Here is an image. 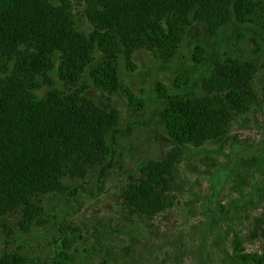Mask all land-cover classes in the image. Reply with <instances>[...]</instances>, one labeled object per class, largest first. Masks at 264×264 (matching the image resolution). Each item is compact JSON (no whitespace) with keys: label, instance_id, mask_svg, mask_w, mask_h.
I'll return each mask as SVG.
<instances>
[{"label":"rangeland","instance_id":"rangeland-1","mask_svg":"<svg viewBox=\"0 0 264 264\" xmlns=\"http://www.w3.org/2000/svg\"><path fill=\"white\" fill-rule=\"evenodd\" d=\"M65 1L75 28L90 37L96 26L86 15L87 2ZM179 20L178 40L165 46L125 45L119 37L118 50L108 54L92 40L90 60L76 81L61 78L60 50L38 48L46 74H37L26 91L78 99L108 115L110 128L98 149L80 152L79 166H64L60 189L30 197L39 207L34 217L25 214V202L0 210V264L10 258L56 264L63 244L71 253L68 264H235L237 236L243 251L264 252V30L240 22L234 0L223 14L193 10ZM13 44V58L0 63L1 86L18 60L37 49ZM195 44L210 53L201 63L192 59ZM108 56L117 58L122 84L144 99L143 109L94 80L91 67ZM184 68L192 69L188 88L197 93L209 135L177 142L163 117L167 101L154 84L173 89ZM234 84L251 95L244 108L227 101ZM153 172L160 205L145 213L132 200L141 197L140 186Z\"/></svg>","mask_w":264,"mask_h":264},{"label":"trees","instance_id":"trees-1","mask_svg":"<svg viewBox=\"0 0 264 264\" xmlns=\"http://www.w3.org/2000/svg\"><path fill=\"white\" fill-rule=\"evenodd\" d=\"M85 1L86 15L96 26L90 37L75 28L65 0L60 6L44 0H0V63L13 58L16 41L33 43L37 48L21 57L14 75L5 86L0 85V210L25 202V214L34 217L39 207L29 203L30 197L37 192L60 189L64 166L73 162L79 166L80 152L98 149L110 128L108 115L91 105H79L78 99L53 91L39 98L26 91L25 86L30 81L29 85H34L37 74H46L45 57L40 50L49 53L60 50L64 60L61 78L76 81L90 60L92 40H97L108 54L118 50L119 37L125 45H134L129 42L169 45L179 38V18L193 10L214 17L227 12L232 3V0ZM234 6L240 22L264 30L263 0H234ZM191 52L195 63L210 56L199 44ZM117 68V58L108 56L96 62L90 73L99 86L110 92H122L132 108L143 109L144 99L122 84ZM191 77L192 69L184 68L175 77L173 89L159 81L154 84L158 97L167 101L163 117L177 142L209 135L208 120L197 93L188 88ZM247 90L242 84H234L227 92V101L233 107L244 108L251 99ZM157 180L158 175L153 172L141 184V197L132 200L139 211L150 212L160 205L153 186ZM234 242L235 264H264V252L243 251L238 236ZM70 259L71 253L63 244L56 264H68ZM23 261L10 258L4 262Z\"/></svg>","mask_w":264,"mask_h":264}]
</instances>
